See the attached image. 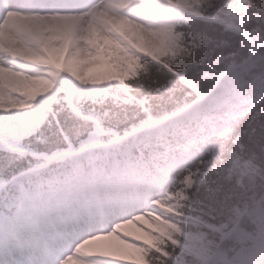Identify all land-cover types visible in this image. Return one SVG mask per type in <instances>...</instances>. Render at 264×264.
<instances>
[{"label":"snow or ice","instance_id":"snow-or-ice-1","mask_svg":"<svg viewBox=\"0 0 264 264\" xmlns=\"http://www.w3.org/2000/svg\"><path fill=\"white\" fill-rule=\"evenodd\" d=\"M0 264H264V0H0Z\"/></svg>","mask_w":264,"mask_h":264},{"label":"bare ground","instance_id":"bare-ground-1","mask_svg":"<svg viewBox=\"0 0 264 264\" xmlns=\"http://www.w3.org/2000/svg\"><path fill=\"white\" fill-rule=\"evenodd\" d=\"M132 228V231L131 233H136L137 232V229L133 226H131ZM100 244L102 245H106V246H112V247H116L118 246V241H115V240H112V241H102V242H99Z\"/></svg>","mask_w":264,"mask_h":264},{"label":"rangeland","instance_id":"rangeland-1","mask_svg":"<svg viewBox=\"0 0 264 264\" xmlns=\"http://www.w3.org/2000/svg\"><path fill=\"white\" fill-rule=\"evenodd\" d=\"M133 227H135V226H133ZM135 228H136V227H135ZM125 231L131 232V231H132L131 226H129L127 229H125Z\"/></svg>","mask_w":264,"mask_h":264},{"label":"trees","instance_id":"trees-1","mask_svg":"<svg viewBox=\"0 0 264 264\" xmlns=\"http://www.w3.org/2000/svg\"><path fill=\"white\" fill-rule=\"evenodd\" d=\"M260 124V121L259 120H257V125H259Z\"/></svg>","mask_w":264,"mask_h":264}]
</instances>
